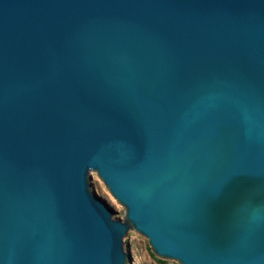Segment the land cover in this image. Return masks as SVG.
Wrapping results in <instances>:
<instances>
[{
    "label": "water",
    "instance_id": "obj_1",
    "mask_svg": "<svg viewBox=\"0 0 264 264\" xmlns=\"http://www.w3.org/2000/svg\"><path fill=\"white\" fill-rule=\"evenodd\" d=\"M264 264V0H0V264Z\"/></svg>",
    "mask_w": 264,
    "mask_h": 264
},
{
    "label": "rangeland",
    "instance_id": "obj_2",
    "mask_svg": "<svg viewBox=\"0 0 264 264\" xmlns=\"http://www.w3.org/2000/svg\"><path fill=\"white\" fill-rule=\"evenodd\" d=\"M126 246L134 249L136 264H160L158 262L160 260L164 262L163 264H180L177 261L161 259L133 234L130 235Z\"/></svg>",
    "mask_w": 264,
    "mask_h": 264
},
{
    "label": "trees",
    "instance_id": "obj_3",
    "mask_svg": "<svg viewBox=\"0 0 264 264\" xmlns=\"http://www.w3.org/2000/svg\"><path fill=\"white\" fill-rule=\"evenodd\" d=\"M160 264H163L164 262L162 260L158 261Z\"/></svg>",
    "mask_w": 264,
    "mask_h": 264
}]
</instances>
